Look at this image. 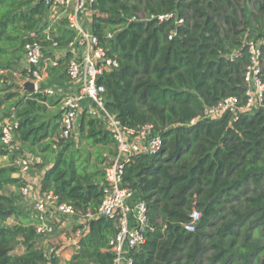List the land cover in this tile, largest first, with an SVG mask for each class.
<instances>
[{
    "label": "trees",
    "instance_id": "16d2710c",
    "mask_svg": "<svg viewBox=\"0 0 264 264\" xmlns=\"http://www.w3.org/2000/svg\"><path fill=\"white\" fill-rule=\"evenodd\" d=\"M93 10V33L119 61L99 80L107 110L126 126L154 124L164 141L159 154L135 155L126 167L124 183L147 202L149 215L133 264H264V107L203 118L226 97L245 101L247 42L264 41V0H96ZM46 12L43 0H0V84L1 71L22 63L28 42H53ZM52 35L66 46L74 33L64 21ZM261 49L264 60V42ZM69 57L50 68V78L69 79ZM61 104L57 94L25 90L13 112L3 113L0 100V118L15 115L17 142L41 158L38 168L52 160L41 190L85 214L102 201L116 141L87 110L77 138H61ZM0 156L8 157L0 166V264H59L27 220L20 192L27 180L16 176L18 153L5 147L1 128ZM8 186L16 189L5 193ZM195 210L200 220L188 231ZM88 226L68 264H114L115 221L102 216Z\"/></svg>",
    "mask_w": 264,
    "mask_h": 264
},
{
    "label": "built area",
    "instance_id": "2783aa9c",
    "mask_svg": "<svg viewBox=\"0 0 264 264\" xmlns=\"http://www.w3.org/2000/svg\"><path fill=\"white\" fill-rule=\"evenodd\" d=\"M53 20L66 21V26L74 36L66 46H60L53 39L50 28L48 37L53 42L44 46L38 41L28 42L23 58L24 84L32 82L35 92L59 94L50 86L43 87L50 68L59 66L60 60L70 54L66 72L70 82L76 86L75 93L61 96L63 106L60 137L68 139L78 133L81 114L87 110L90 114L102 117L116 141V154L110 157L105 168L103 198L96 210L79 214L73 205L61 202L59 197L47 191L36 189L27 182L21 189L22 199L31 206L37 219L36 231L42 238L53 235L56 231L55 212L65 218L82 215L86 224L102 216L111 218L116 224V233L110 239V251L115 255L114 264H133L132 252L139 249L146 240L149 228L148 204L137 197L136 191L124 183L126 167L135 155H157L163 148V137L152 123L141 128L124 125L112 115L105 105L106 87L99 80L107 72L119 67V61L107 53L99 38L92 31L94 15L93 4L96 0H43ZM163 18V16H161ZM35 36V33H32ZM261 40L247 42L250 54L245 67L244 84L246 99L242 102L237 96L222 99L217 105L207 107L203 118H220L225 113L238 117L252 114L264 107L263 51ZM60 55V56H59ZM9 71H1L7 75ZM5 79H2L4 83ZM24 89L27 90L24 86ZM19 122L15 115L1 117L0 128L2 142L6 148L13 150L17 142ZM18 174L25 175L31 169V161L22 157L18 162ZM192 221L185 225L188 231H195L200 220V213L194 211ZM89 229V226H88ZM82 233L66 235L67 241H73L76 251L81 249Z\"/></svg>",
    "mask_w": 264,
    "mask_h": 264
},
{
    "label": "crops",
    "instance_id": "0c3cea01",
    "mask_svg": "<svg viewBox=\"0 0 264 264\" xmlns=\"http://www.w3.org/2000/svg\"><path fill=\"white\" fill-rule=\"evenodd\" d=\"M53 16L51 15V12L47 10L44 18H43V24L47 26L48 30L50 28L52 33H58V28H60L64 20L55 21L53 20ZM48 23H52L53 25L50 26ZM23 63V61H22ZM49 76V74H48ZM62 92L66 94L75 93L76 92V86H74L69 79L62 82ZM66 91V92H65ZM4 107V105H3ZM52 109H55V107H51ZM60 108H63L62 104L60 105ZM22 147V146H21ZM23 150H26L27 148L23 147ZM28 150V149H27ZM30 152V151H29ZM34 156V155H33ZM35 157V156H34ZM37 161H41V158L36 157ZM39 159V160H38ZM0 163H7L8 157L7 156H0ZM36 161V162H37ZM3 164H0L3 165ZM52 165V163L48 166H45L43 169L40 168H34V171H29L25 175H21L24 179L27 180V182L33 184L36 189H40L41 180L42 177L46 171L47 168H49ZM16 176H20L18 173ZM9 188L11 191L15 190V186H10ZM35 217V214H34ZM27 220L31 221V223H36L37 219L36 217L33 219V217H28ZM54 221L56 226V231L53 235L47 237V238H41L39 240V244L41 247H46L48 249L46 250L47 255L49 256H56L59 259V264H68L69 261L72 260L73 256L77 253L76 251V245L73 241H67L66 235L74 236L78 233H82L83 235L88 231V225L86 224L84 218L82 215L76 216V217H70L65 218L63 216H60L58 213L55 212L54 214ZM82 235V236H83Z\"/></svg>",
    "mask_w": 264,
    "mask_h": 264
},
{
    "label": "rangeland",
    "instance_id": "374dc122",
    "mask_svg": "<svg viewBox=\"0 0 264 264\" xmlns=\"http://www.w3.org/2000/svg\"><path fill=\"white\" fill-rule=\"evenodd\" d=\"M48 25L52 26V23H48ZM54 26V25H53ZM261 41H263L261 39ZM264 42V41H263ZM60 56V55H59ZM49 77V76H48ZM46 79V84L47 86H50L52 88H54L55 90H58L57 92L59 94V96H63L66 93L62 92V82L59 81L57 78H48ZM24 73H23V63H20L19 65H16L13 69H11L7 75H6V80L4 81V83L0 84V100L3 101V113L6 112V110H8V107H10V110L13 112L14 111V104L23 96L25 89H24ZM66 92V91H65ZM11 94H13L11 96ZM11 105V106H10ZM78 136V133L69 137L68 139H76ZM23 147H21L19 145L18 142H16V144L13 147V151H16L18 153V156L16 158V164L17 162L22 158V157H27L29 158V160L31 161V171H34V168H37L36 166V157L33 156V154L31 152H29V150H23ZM39 160V159H38ZM52 160L48 161V166L50 165L49 162H51ZM1 162V161H0ZM3 164V163H0ZM6 164V163H5ZM18 165V164H17ZM10 186L6 187L5 189V193H9L10 192ZM23 209L25 210V212H27V214H29L30 217H34V211L31 208V206L25 204L24 202L21 204ZM10 223L14 222V219H10L9 221ZM43 249L48 252V249L46 247H43ZM17 252L21 253L23 252L22 248H18L16 250ZM90 264H95L94 262L90 263Z\"/></svg>",
    "mask_w": 264,
    "mask_h": 264
},
{
    "label": "water",
    "instance_id": "95a60500",
    "mask_svg": "<svg viewBox=\"0 0 264 264\" xmlns=\"http://www.w3.org/2000/svg\"><path fill=\"white\" fill-rule=\"evenodd\" d=\"M25 88L30 92H35L34 84L32 82H26Z\"/></svg>",
    "mask_w": 264,
    "mask_h": 264
}]
</instances>
